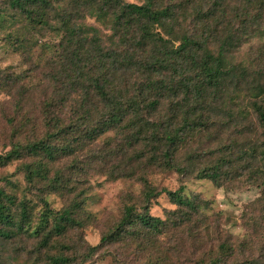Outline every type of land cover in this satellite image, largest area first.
Wrapping results in <instances>:
<instances>
[{
    "label": "trees",
    "instance_id": "trees-1",
    "mask_svg": "<svg viewBox=\"0 0 264 264\" xmlns=\"http://www.w3.org/2000/svg\"><path fill=\"white\" fill-rule=\"evenodd\" d=\"M230 1L5 0L0 32L24 61L20 71L0 66V92L11 108L0 103L9 128L2 146L10 148L0 155V167L20 161L24 181L41 185L46 196L69 187L70 176L60 171L50 177L48 167L66 158L73 169L97 168L110 180H135L143 191L139 210L125 207L115 230L80 254L76 246H56L83 227L82 201L52 217L41 198L44 210L32 230L26 201L13 211L15 200L0 189V245L20 234L33 239L39 253L56 249L44 264H84L127 234L151 242L178 232L193 255L209 237L207 202L191 201L183 185L158 191L149 175L195 174L218 187L248 179L264 186V72L248 81L246 69L234 63L242 44L261 33L264 0H243V31L221 36ZM46 36L52 40L41 41ZM99 139L102 146L78 167L76 153ZM161 194L176 206L165 219L149 214ZM216 228V252L202 249L193 264H260L238 259L248 242L221 239L224 231Z\"/></svg>",
    "mask_w": 264,
    "mask_h": 264
},
{
    "label": "rangeland",
    "instance_id": "rangeland-1",
    "mask_svg": "<svg viewBox=\"0 0 264 264\" xmlns=\"http://www.w3.org/2000/svg\"><path fill=\"white\" fill-rule=\"evenodd\" d=\"M127 3L141 4L142 0H123ZM208 5H213L216 0H206ZM6 5L5 0H0V7ZM243 0H231L227 13L221 21L218 32L221 36L225 31L240 33L243 31ZM253 14L257 13L253 9L249 10ZM236 12V17H235ZM9 13V12H8ZM264 15V12H261ZM88 23L93 24L90 20ZM261 33L250 40L244 42L234 53V63L242 65L246 69L248 81L255 77L254 73L264 72V16L258 20ZM0 32V66L13 67L15 71H20L24 58L18 53H14L12 48L3 40V33ZM51 41V37L46 36L41 41ZM4 103L7 112L10 111L8 98L0 92V103ZM261 133V129H257ZM41 134V130L39 132ZM9 128L0 118V155H4L10 148L2 145L7 142ZM111 136V134H108ZM103 140L91 148L76 153L75 158L78 167L83 166L86 157L90 156V151L102 146ZM206 150V146H203ZM27 161V160H26ZM25 161V162H26ZM96 162V161H95ZM72 159L59 160L54 165H49L50 177L63 171L70 176L71 183L64 194H49L46 196L45 189L41 185L35 187L27 185L24 176L17 168L21 164L15 161L5 167H0V189L15 200L13 211L19 210V201L25 200L32 218L30 224L33 230L39 221V216L43 212L41 198H46L52 217L56 212L82 201V212L79 220L82 228L70 231L67 236L61 239L56 249L61 244L78 247V252L84 254L87 247H95L101 243L102 238L115 230L119 223L124 209L127 206H135L139 210L142 204V185L135 180L118 179L110 180L105 175L100 174L97 168L85 171L73 169ZM100 163H95L96 166ZM198 164V163H197ZM94 164H91L92 167ZM200 166V164H198ZM71 171V174H68ZM75 171V172H74ZM73 172V173H72ZM195 174L179 175L174 172L155 171L148 176L149 182L158 190L167 189L175 191L183 185V194L191 201H206L208 209L204 211L206 224L210 227L209 237L204 236V243L201 250L198 248L192 253L191 244L184 235L169 234L159 237L153 241L134 238L127 234L119 242L101 246L84 264H193L204 251L216 252L218 245L217 226L224 233L221 239L227 235L237 241H246L248 250H243L238 259L241 261L249 258L259 259L260 264H264V186H258L260 182L254 184L250 180L223 181V186L218 187L209 180H198ZM259 200V201H258ZM176 210L165 194H161L153 199L149 206V214L160 219L166 218V213ZM214 221H217L216 223ZM0 245V264H44L47 251L41 250L39 253L33 239L24 235H18L10 240H2ZM153 243V244H152ZM177 247V248H176ZM53 249L49 254L57 251ZM65 251V250H64Z\"/></svg>",
    "mask_w": 264,
    "mask_h": 264
}]
</instances>
